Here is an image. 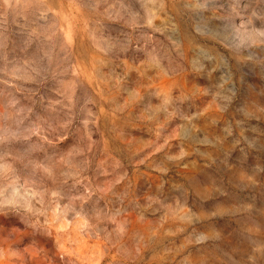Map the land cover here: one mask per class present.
I'll return each instance as SVG.
<instances>
[{
  "label": "clouds",
  "instance_id": "clouds-1",
  "mask_svg": "<svg viewBox=\"0 0 264 264\" xmlns=\"http://www.w3.org/2000/svg\"><path fill=\"white\" fill-rule=\"evenodd\" d=\"M0 264H264V0H0Z\"/></svg>",
  "mask_w": 264,
  "mask_h": 264
},
{
  "label": "rangeland",
  "instance_id": "rangeland-1",
  "mask_svg": "<svg viewBox=\"0 0 264 264\" xmlns=\"http://www.w3.org/2000/svg\"><path fill=\"white\" fill-rule=\"evenodd\" d=\"M81 71H83V69H81ZM129 215H130V218L134 222L138 220V217L136 216V214L134 212L131 211V209H129ZM153 223L155 224L156 227H159V228H162V229L166 227V225L160 223V218L159 217L155 218Z\"/></svg>",
  "mask_w": 264,
  "mask_h": 264
}]
</instances>
